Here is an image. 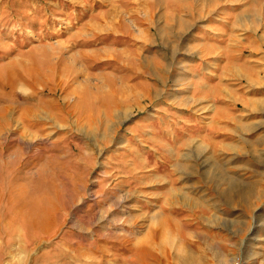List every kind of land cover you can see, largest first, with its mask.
I'll return each instance as SVG.
<instances>
[{
    "label": "rangeland",
    "instance_id": "rangeland-1",
    "mask_svg": "<svg viewBox=\"0 0 264 264\" xmlns=\"http://www.w3.org/2000/svg\"><path fill=\"white\" fill-rule=\"evenodd\" d=\"M0 264H264V0H0Z\"/></svg>",
    "mask_w": 264,
    "mask_h": 264
}]
</instances>
